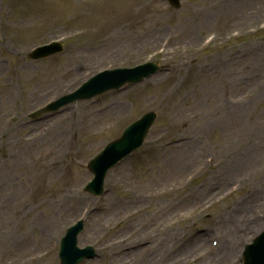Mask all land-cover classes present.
<instances>
[{
  "label": "rangeland",
  "instance_id": "374dc122",
  "mask_svg": "<svg viewBox=\"0 0 264 264\" xmlns=\"http://www.w3.org/2000/svg\"><path fill=\"white\" fill-rule=\"evenodd\" d=\"M261 23L264 0H182L177 9L166 0H0V264H59L58 243L87 204L79 245L98 255L82 264H207L200 258L214 236L223 248L244 235L247 218L264 212V35L249 34ZM59 37L62 54L27 58ZM150 59L169 70L29 121L90 74ZM147 110L158 113L147 143L95 199L83 190L87 161ZM42 130L56 131L55 148ZM243 150L253 161H239ZM203 152L216 160L201 171ZM231 185L238 190L220 201ZM196 203L204 209L193 216ZM142 241L153 242L147 253L129 249ZM240 243L224 264H240Z\"/></svg>",
  "mask_w": 264,
  "mask_h": 264
},
{
  "label": "bare ground",
  "instance_id": "6f19581e",
  "mask_svg": "<svg viewBox=\"0 0 264 264\" xmlns=\"http://www.w3.org/2000/svg\"><path fill=\"white\" fill-rule=\"evenodd\" d=\"M116 112L118 113V115L120 116H122L123 115V107L122 106H117L116 108ZM48 129H52L50 126L49 127H47ZM43 132H42V134H45V137H46V139H50V143H49V146L47 147V149H52V148H55V144L57 143L56 141H55V137H56V131H54V130H51V131H46V132H44V130H42ZM172 146V145H171ZM170 147V146H169ZM229 155V154H228ZM227 155V156H228ZM242 155L244 156L241 160H239V161H241V163H244V164H247V163H249V162H251V161H253V159H254V154L253 155H249L246 151H242ZM24 156V155H23ZM192 158H193V153H192V156H190V155H187L186 154V156H185V159H184V161H182L183 162V164L185 163H189L191 160H192ZM24 159V158H23ZM24 162V161H23ZM10 163H12V162H10ZM225 163H226V161H225ZM235 167L236 168H240V165H235ZM143 197V196H142ZM242 204H244L243 205V210L244 209H247L248 208V205L249 204H247V202H243V203H240L239 205H237L236 206V208L237 209H239L240 207H242L241 205ZM264 218V216L262 217V218H260V219H258V220H254V219H252V217L251 216H249L248 217V220H251V221H253L254 222V224L256 223L257 225H260L261 224V222H262V219ZM230 220H235V218H232V219H230ZM255 224V225H256ZM229 225H231V224H229ZM224 228L228 231V228H229V226L228 225H226V226H224ZM254 229V228H253ZM227 237H230V233H229V231H228V233H227ZM204 241V238H202V239H200L199 241H197V244H193V246H195L196 245V248L198 249V247L200 246L198 243H200L201 242V245H202V242ZM228 254H230V253H228ZM223 255H224V253H223ZM203 259H204V257H203ZM154 264H157V263H154ZM219 264H224L223 263V258H220V260H219Z\"/></svg>",
  "mask_w": 264,
  "mask_h": 264
},
{
  "label": "water",
  "instance_id": "95a60500",
  "mask_svg": "<svg viewBox=\"0 0 264 264\" xmlns=\"http://www.w3.org/2000/svg\"><path fill=\"white\" fill-rule=\"evenodd\" d=\"M152 116L148 115L145 119L143 120L139 125H135L133 128H131L130 132L124 137V139L122 140V142L118 143L119 147H124L125 145H128L132 140H133V135L132 133H136V132H140L141 135L144 133V131L146 130V127L150 124V118Z\"/></svg>",
  "mask_w": 264,
  "mask_h": 264
}]
</instances>
